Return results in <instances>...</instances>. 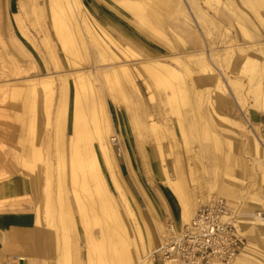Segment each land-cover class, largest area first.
<instances>
[{
	"label": "rangeland",
	"instance_id": "obj_1",
	"mask_svg": "<svg viewBox=\"0 0 264 264\" xmlns=\"http://www.w3.org/2000/svg\"><path fill=\"white\" fill-rule=\"evenodd\" d=\"M138 1H142L144 12L153 13L151 18L157 13L149 8L153 0ZM207 1L212 6L205 0H180L187 16L190 19L193 16L196 21L190 23L194 35L198 36H194L195 43L171 28L174 20L181 22L179 13L172 12L171 7L166 13L159 9L161 12L158 11L156 15L163 16L161 29L169 37V40L162 39L169 45L167 48L153 40L159 38L158 35L141 24L139 18L117 8L115 0H110V5L117 8L119 13L108 4L82 0L83 4L96 7L99 12L97 17L127 33L126 37L133 43L132 48L137 49L140 55L152 51L170 56L179 52L180 48L182 50L181 39L187 42L188 49L195 52L204 50L205 46L207 52L214 51L219 56V62H213L212 66L218 68L219 72L223 71L225 80L234 83V87H229L228 99L220 110L209 106L205 97L194 100L189 91L182 93L184 99L179 93L168 101L165 95L169 93V84L174 83L171 79L163 84L165 87L159 85L155 88L151 83L152 92H149L134 68L138 67L134 57L117 50L114 58L109 57L110 53L98 55L104 42L101 40V47H95L96 44L93 45L89 34L79 23V18H71L67 12L60 17L69 38L64 48L56 36L48 0H0V179L19 174L30 181V194L22 199L34 210L37 223L41 224L39 227H44L47 232L49 247L54 253L52 258L55 257V260L52 259L54 264H112L108 240L105 239L111 230L109 212L101 208L97 198L92 195L94 182L87 181L76 168L75 148L83 149V141H92L94 135L91 109L98 112L103 109L108 116L107 121L111 125L109 134L114 138L111 147L118 165L116 175L126 203L137 216L140 227L148 228L153 233L150 242L153 250L167 243L158 240L153 230L154 220L162 222L165 238L168 237L166 228L169 223L178 228L185 222L180 201L168 183V178L177 180L181 177L182 188L184 183L185 192L194 198V210L202 204L201 201L204 203L213 196H219L228 202L237 219L242 220L240 228L244 249H241L239 258L230 264H264V223L252 216V213L264 216V124L255 121L256 117H264V112L253 106L255 101H264V76L258 68H249L245 64L243 70L237 72L238 46H242L245 40L234 21V7L226 4L228 0H217L216 3L215 0ZM234 1L251 19L256 20L252 25L255 23L260 35L252 40H264V5L258 7L262 17L259 21L253 10L244 8L240 3L243 0ZM228 12L232 13V21L224 18ZM127 19L148 32L153 39L137 30ZM156 24L154 27L158 30ZM229 49L233 50L231 56L225 53ZM247 52L261 56L254 49ZM163 60L174 64L169 57ZM119 61H124L132 69L138 93L122 77L114 81L110 79L112 83L104 79L100 71H107ZM189 65L193 80L198 81L205 75L197 64ZM79 73L87 74L86 77L92 79V90H81L77 98L72 82ZM250 74L254 78L251 83L247 81ZM42 78L47 79L45 84L38 83ZM185 79L187 89L191 84L189 77ZM74 102L82 108L81 112L74 108ZM152 119L162 125L159 130L148 127ZM178 120L185 124L182 128ZM190 122L193 124L191 127ZM85 129L86 134L92 135L90 138L88 135L83 138ZM78 136H81L80 139ZM155 137L160 139L159 143H156ZM75 142L82 143V146L76 147ZM92 143L103 168L106 188L123 222L131 228L130 219L123 208L125 203L102 164L95 139ZM255 143H258L257 150ZM29 166H33L34 171ZM71 166L76 168L75 174L71 173ZM220 188L229 192L228 195L217 192ZM148 201L153 206L154 220L146 211ZM153 256L154 264H158L155 253Z\"/></svg>",
	"mask_w": 264,
	"mask_h": 264
},
{
	"label": "bare ground",
	"instance_id": "obj_2",
	"mask_svg": "<svg viewBox=\"0 0 264 264\" xmlns=\"http://www.w3.org/2000/svg\"><path fill=\"white\" fill-rule=\"evenodd\" d=\"M48 1L50 3L49 8H51V10H52L53 23H54V29L56 32V36L64 48L67 45V42H68L67 39H69V38H68L67 33L65 32L66 30L64 29L65 28L64 24H63V22L60 21V19L62 18L61 15L65 16L64 14H66V12H67L69 14V17L79 18V20H80L79 23L80 22L82 23V25L84 27L83 29L86 30V32L89 34V37H90L91 41L93 42V45L96 44L95 47H97V45H99L101 47V44H102L101 42L102 41L104 42L103 48L97 47V48H99V52H100V53L98 52V55L100 54L101 56H103V53H110L109 57L114 58L117 56L116 53H114L115 50H117V51H121L124 55H129V56L134 57L135 61L137 62V65H138V67L135 66L134 68H136L137 75L139 77H141L142 80L146 83V85H147L146 89L149 90V92H152L151 83L153 84V86H155V88H157L159 85L167 84L166 81L171 79L174 83L169 84L170 85V90L168 91L169 93L166 92V95H165V97H166V99H168V101H170L176 94L179 95V93H181V96H182L183 92L189 91L191 93L190 95H192L194 100L195 99L198 100L200 96L205 97L206 100L210 103L209 106H211L215 110H220L221 105L225 102V100L228 99L227 92H229V87H231V86L234 87V83H233V81H229V79H228V81L225 80L223 78V75L219 72V70H217L218 68H215V66H212L213 62L218 64L219 61L217 58L219 56H217L214 53V51H212V50H208V52H207L206 46H205L204 50L201 49V50H197L195 52L194 49L186 50V51L183 49L184 51L170 54V56H168V54H163V53L157 54L156 52H152V51L150 54L144 53L145 55H140V53H138L137 49L132 48L133 43L130 41V39H128V37H126L127 33L125 34L124 32H122V30L119 29L120 27L115 26V24L113 25L110 22H106L105 20L100 19L99 16L97 17L99 12L97 11V9L94 5L83 4L82 0H48ZM96 1L98 4L99 3H103L106 5L108 4L109 6H111V8L116 13H119V11L117 10V8H119V9L126 10L127 12H129L131 14V16H136L137 18H139L141 24H144L147 28H149L150 30L155 32L159 38L153 39L151 36H149L148 32H144L135 23H132V21L130 19H127V20L133 26H135L137 28V30H139L141 33H144L145 35H147L148 37L153 39L155 42H157V43H159L162 46L167 47V48L169 45H167V43L162 40V39L167 40V37L165 36V31L163 32V30L161 29L162 23H163L162 22L163 16H161V15H160L161 17L157 16L156 14L158 13V11L161 12V10H163L166 13V11H168L170 9V7H171V9H172V7L173 8L176 7V10L181 12L180 15H181V19L184 22L183 24L185 26H187L188 29H191L190 23L195 22V21H193L192 18L190 19L187 16V14L184 12V10L181 8L179 0H153V1H151L149 8H151V10H153L154 12H157L156 14L153 15V16L156 15L157 17L152 16V18H151V15L153 13L144 12L145 10H144L143 5L141 3L142 1L140 2L138 0H118V1L115 0L117 3L115 6L117 8L110 5V0H96ZM205 2L209 3V1H207V0ZM147 3H148V1H147ZM159 9H161V10H159ZM156 21H157L158 26L161 25L160 27L157 26V28H159L158 30L155 29V27H154L156 24L155 23ZM74 23H75V20H74ZM238 27H239V25H238ZM149 29H148V31H150ZM240 29L244 30L245 28H243V26L240 25ZM195 37H198V36H195ZM244 37H247L249 39L248 35H246V36L244 35ZM75 43H76V41H75ZM182 43H183V41H182ZM250 44H252L257 49L259 48L261 50L262 56L260 59L258 71L260 72V74L262 76H264V41L251 42ZM230 51H231V49L226 50L225 51L226 55H229ZM165 57H169V59L171 61H173L174 64L171 65L170 63L163 60ZM246 60H248V62H247V64L245 63V65L249 68L252 67L253 65L250 63L251 62V61H249L250 59H246ZM119 62L120 63L114 64L111 67H109V69L107 71H100L102 74H104V76L103 75L102 76L107 81V83L111 82L110 79H113V81H114L116 78L122 77L138 93L139 88H138L137 83L135 82V78H134L132 69H130L129 66L124 61H122V62L119 61ZM241 62H242V60L240 61V64H241ZM192 63L204 66V67H201L200 70L202 72H205V74L210 75V77H211V83L210 84L201 86L200 83H198V81L193 80L190 77L192 74V69H191L189 64H192ZM175 65H176V67H175ZM134 74H135V72H134ZM86 75L82 74V73L76 74L75 75L76 80H73V82H72L74 94L78 95L77 98L79 97V93L82 92L81 90L91 87L90 83H91L92 79H89L88 77H86ZM186 76L189 77V79L190 78L192 79V80L190 79L191 86L188 87L189 90H188V88L186 89V87H185V85L187 86V84H184V83H186V82H184V80H186L185 79ZM46 80H44L42 78L40 81H38V83L45 84ZM95 81H96V78H95ZM93 87L95 88V86H93ZM33 88H35V87H33ZM90 89L92 90V88H90ZM30 91H31V89H30ZM27 92H28V90H27ZM90 93L92 94L91 91H90ZM66 95H67V93H66ZM83 95H85V94H83ZM186 95H185V97H186ZM182 97L184 99V96H182ZM150 98H152V94H150ZM187 99H188L187 101H189V97ZM200 99H201V97H200ZM181 101H184V100L181 99ZM172 104H174V101L172 102ZM181 104H182V102H181ZM187 104H188V102H187ZM177 106L180 107V105H177ZM126 107L128 108V106H126ZM171 107H173V106H171ZM74 108L77 110V112L78 111L81 112L82 108L80 109L79 106H77L75 102H74ZM175 110H176V108H175ZM178 110H180V108ZM104 111L105 110H103V109L100 110L99 112L97 111V109H93V110L91 109L90 110V113L92 114V117H93V124H94V132H93L94 135L92 137V141H93V139H95L96 149L100 155L102 164H103L106 172L108 173V175L110 177V180L114 186V189L116 190V192L119 194V196L121 197V199L125 203L124 204L125 207H123V208H124L125 213H126L125 215H127V218L130 219L132 229L130 227H128V225L123 222L121 215L119 213V209H118L114 199L112 198L111 193H109V191L106 188V180H105V177L102 173L103 168L101 169V164L99 162L100 159H99V156H97L96 150L94 148V145H93L91 139L90 140L85 139V142L83 141V143H84L83 149L81 147H78L81 149H77L73 146L75 148L76 159H77V161L75 160L77 163L76 168L78 167V169L81 171V173H83V175L87 178V181L91 180L92 182H94L95 191L93 192L92 195L95 198H97V201L99 202V206L101 208L107 209L109 212L108 214L110 216V221H111V230L106 234L107 236L105 239L108 240L107 245H108L109 254H110L109 260L112 261L111 263L112 264H153V261H155L153 253H155L160 246L157 249L153 250V247L150 246V242H151V240H153V233L148 228H145V227L141 228L140 227L141 225H139V221L137 220V216L135 215L134 211L126 203V199H125L124 193H123V188L120 184L119 178L116 175V169H117L118 165H117V162H116L115 157L113 155V150L111 147L112 146L111 142H112V140H114V138L111 137L109 134L110 133L109 127L111 125L108 123V121H107L108 116H106L104 114ZM177 113H178V111H177ZM75 119H77V118H75ZM181 120H178V124L182 128L185 124L182 123ZM189 124H188L189 127H191L193 125L191 122ZM148 127L152 130H156V129L159 130V128L162 127V125L160 126L156 121H154L152 119L149 121ZM86 129L84 130V133H85V131H87ZM169 129H170V127H169ZM92 130H93V128H92ZM163 130H165V129L163 128ZM88 131H90L89 128H88ZM169 131H171V130H169ZM165 132H166V130H165ZM152 133H154V132H152ZM82 134H83V132H81V135ZM173 134H174V132H173ZM86 135H88L89 138H90V136H92V135H89V133L87 132V134L85 133L82 135L83 138ZM154 135H155V133H154ZM206 135H207V133H206ZM80 137L78 139H80ZM158 137H160L159 134H158ZM207 137H208V135H207ZM211 137H212V135H211ZM155 138L157 140L156 143H159L160 139L157 137H155ZM82 139L80 140L81 142H82ZM74 141H76V140H74ZM77 141H79V140H77ZM75 145L77 147V145L79 146L80 144H78V143L76 144V142H75ZM80 146H82V143ZM68 147L70 148V146H67V148ZM70 162L72 163V159ZM30 168H31L30 170H33V166ZM71 168H72L71 173H74L76 168L74 169V167H72V166H71ZM71 168H70V170H71ZM177 171H178V169H177ZM178 173H179V171H178ZM165 176H167V173ZM85 180H84V182H85ZM168 180H169L168 183L170 185V189L178 197V199L180 201V204L182 206L181 209L183 211L182 212V218L185 221L181 225H179L178 228H176L173 224L169 223L167 225V228L170 227L171 229H173V231H178L179 228L181 226H183V224L190 222L194 218L196 211L201 206L210 203L214 199L222 198L219 196H213L211 199H209L208 201H206L204 203H203V201H201L202 204H199L197 206V208L194 210L193 208H189V206L187 205V200L185 199V196L183 194L182 178L179 177V179H177V180L168 178ZM84 184H83V186H85ZM222 199H224V198H222ZM92 200H93V198H92ZM224 201H226V200L224 199ZM97 205H98V203H97ZM146 211L152 216V219L154 220L153 208L151 207V204L149 201H148V204L146 206ZM255 217L260 221H264V216H260V213H256ZM153 226H154L153 230H154V232H156V234L158 236V240H161L162 241L161 243H165L166 241L168 242L169 236H171L172 233H170V231H168V229L166 228L168 237L165 238L162 222L161 221L156 222L154 220ZM132 240H135L134 241L135 245L132 242ZM94 247H95V244H94ZM135 247H136V251H134ZM92 248H93V245H92ZM98 249H99V247H98ZM235 258H236V256L234 257V259ZM233 260H231L229 263H225V264H230ZM65 261H67V258H65ZM156 262L158 264H163L161 261H158L157 258H156ZM102 264H104V263L102 262ZM164 264H168V261L164 262Z\"/></svg>",
	"mask_w": 264,
	"mask_h": 264
},
{
	"label": "crops",
	"instance_id": "obj_3",
	"mask_svg": "<svg viewBox=\"0 0 264 264\" xmlns=\"http://www.w3.org/2000/svg\"><path fill=\"white\" fill-rule=\"evenodd\" d=\"M216 2L217 0H215V3ZM206 3L209 4L208 2ZM240 3L244 5V8H249L250 10H253L256 14L257 20L259 21L262 20L258 7H262V5H264V0H243ZM226 4L233 5L234 7L233 12L235 14L234 21H237L235 23L239 25V28L240 25H242L243 28H245L244 30L240 29L242 37L244 38L245 41L243 42V45L241 47L238 46V51H240V54H238L239 57L237 61L238 62L237 72L243 70L242 68L244 67V64L245 63L247 64L248 62V60L246 59H250L249 61H251L250 63L254 66V69H257L260 64L262 53L259 48L257 49L252 44H250L251 42H257V40L253 41L252 39L254 38L256 39L260 35L257 31L256 28L257 26L255 25V23L252 25V22H256V20L251 19V17H249L246 14V12H244L243 9L235 3L234 0H228V3L226 1ZM209 5L212 6L211 3ZM180 6L183 9L181 4ZM171 11L172 12L176 11L177 13L181 14L180 11L176 10V7L175 8L172 7ZM203 13L204 12L201 13L202 16H204ZM231 14H232L231 12H228V14L226 13L224 15V18L232 21L233 18ZM191 18L193 19V21H195L193 16H191ZM179 19L181 20V22L179 23L174 20L175 22L173 21V23H171V28L172 29L175 28L177 31H179L180 34L182 33L185 34L184 36L185 37L187 36L191 42L195 41L194 31H192V29H188V27L183 24L184 22L181 19V15H179ZM243 34L245 36L248 35L249 39L247 37H244ZM165 36L167 37V40H169V37L166 35V32H165ZM181 40L183 41L182 44L183 48L182 50L180 48L179 52H182L184 50L185 51L191 50L188 49V47H186L187 42L184 39ZM250 49L256 50L257 52L260 53L261 56H255L247 52ZM231 54H233L232 49L229 53V56H231ZM241 60L243 63L241 62L240 64ZM198 67L200 69L201 67L204 66L198 65ZM203 73L205 74V72ZM220 73L222 74L223 71ZM253 79L254 78L252 74H250L247 77V81L249 83H251ZM198 83H200L201 86L210 84L211 83L210 75L205 74L204 76L200 77L198 79ZM253 106L257 110L264 112V101H255ZM255 121L260 124H264V117L261 116L256 117ZM257 144L256 143L254 144L256 150L258 148ZM30 191H31V183L23 175L12 174L6 179L3 180L2 178L0 179V264H54L53 260H55V257L52 258V255L54 253H52L49 247V243L47 240V232L45 231L44 227L43 228L39 227L41 224L37 223L34 210L30 208V205L26 200L22 199L25 196H29ZM217 192L226 195H228L229 193L226 190L223 191L221 188L220 190H217ZM183 194L185 196V199L187 200V205L189 206V208H194L195 205L193 203L194 198H192L190 194H187L185 192L184 183H183ZM150 204L151 207L153 208L151 201ZM252 216L256 218L255 213H252ZM241 221H242L241 219H237L239 225ZM262 223H264V221H262ZM241 252H239L236 255V258L239 256Z\"/></svg>",
	"mask_w": 264,
	"mask_h": 264
},
{
	"label": "built area",
	"instance_id": "obj_4",
	"mask_svg": "<svg viewBox=\"0 0 264 264\" xmlns=\"http://www.w3.org/2000/svg\"><path fill=\"white\" fill-rule=\"evenodd\" d=\"M167 229L169 241L155 252L163 264H225L244 245L237 216L222 198L201 206L178 231Z\"/></svg>",
	"mask_w": 264,
	"mask_h": 264
}]
</instances>
